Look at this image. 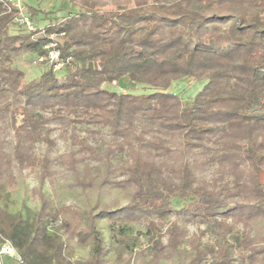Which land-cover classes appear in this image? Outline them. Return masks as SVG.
<instances>
[{
    "label": "trees",
    "instance_id": "obj_1",
    "mask_svg": "<svg viewBox=\"0 0 264 264\" xmlns=\"http://www.w3.org/2000/svg\"><path fill=\"white\" fill-rule=\"evenodd\" d=\"M16 15L0 0V249L17 264H264V0H79L34 30ZM22 53L46 66L26 82ZM122 78L144 91L106 86ZM179 79L203 83L185 101ZM24 171L30 220L7 209ZM57 177L96 196L57 203Z\"/></svg>",
    "mask_w": 264,
    "mask_h": 264
},
{
    "label": "rangeland",
    "instance_id": "obj_2",
    "mask_svg": "<svg viewBox=\"0 0 264 264\" xmlns=\"http://www.w3.org/2000/svg\"><path fill=\"white\" fill-rule=\"evenodd\" d=\"M15 2L16 0H12ZM20 3L25 8L24 12L28 15V8H34L38 10V15L32 18V22L37 26H44L48 22L53 20L60 21L63 17L74 13L79 8V0H20ZM110 7V6H109ZM11 32H16V27H12ZM62 35H58L51 32L47 35L48 41L56 40L61 42ZM13 64L24 72V81H30L39 76L41 71L45 69V64H42L39 59H36L35 55L22 53L18 57L14 58ZM61 74V71L58 72ZM202 81H193L190 79H179L174 81L170 89L178 93L185 101L191 100L197 91L202 86ZM109 89L112 90H123L133 92H143V88L129 82L127 79L122 78L114 84H106ZM11 139V134L8 136ZM64 145L59 141L56 152H62ZM264 178V174L262 173ZM69 179L57 177L54 186L52 187L48 182L44 185V190L52 193L55 196L57 203L63 204H75L85 207L88 202L92 201L96 196V193H82L77 188H68L66 183ZM37 184L34 176L27 171H24L22 175H18L16 183L9 191V198L7 202V209L11 213H20L24 218L30 220L32 214L37 209L38 202L28 197V190ZM103 201H110L113 198H117L120 204L126 203L127 199L125 196L117 190L103 191L100 194ZM182 200L175 196L172 205L180 206ZM104 225V222H101ZM190 230H194L195 226H190ZM143 228L139 225H135L131 228L134 233L141 232ZM105 236H108L106 229L104 228ZM206 239V238H205ZM143 240V239H142ZM88 254V249H80L77 251L75 259L82 260ZM163 264H178L176 260H163ZM0 264H17V257H10L8 255L0 256Z\"/></svg>",
    "mask_w": 264,
    "mask_h": 264
},
{
    "label": "built area",
    "instance_id": "obj_3",
    "mask_svg": "<svg viewBox=\"0 0 264 264\" xmlns=\"http://www.w3.org/2000/svg\"><path fill=\"white\" fill-rule=\"evenodd\" d=\"M11 4L17 9L16 21L24 26L27 30H34V24L29 16L24 12V7L20 3V0H16L13 2L10 0ZM57 41L52 40L47 42L44 47L47 49V56L45 59L52 65L53 70H59L63 66V61L60 58L59 50L57 49ZM40 61L44 59V57L38 58ZM8 255L10 257H16V253L13 248L10 246L8 242H6L0 249V256Z\"/></svg>",
    "mask_w": 264,
    "mask_h": 264
}]
</instances>
